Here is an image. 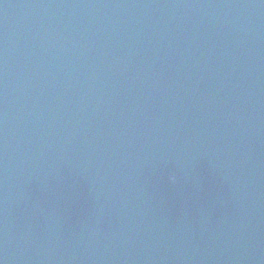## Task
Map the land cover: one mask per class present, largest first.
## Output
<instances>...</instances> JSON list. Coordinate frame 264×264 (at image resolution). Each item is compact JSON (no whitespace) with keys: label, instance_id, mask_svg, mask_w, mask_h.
<instances>
[{"label":"water","instance_id":"95a60500","mask_svg":"<svg viewBox=\"0 0 264 264\" xmlns=\"http://www.w3.org/2000/svg\"><path fill=\"white\" fill-rule=\"evenodd\" d=\"M0 264H264V0H0Z\"/></svg>","mask_w":264,"mask_h":264}]
</instances>
